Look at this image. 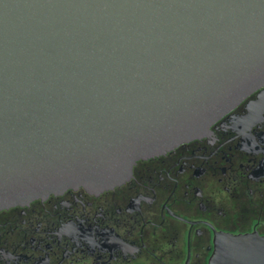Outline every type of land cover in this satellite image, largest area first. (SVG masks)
Here are the masks:
<instances>
[{"label":"water","instance_id":"1","mask_svg":"<svg viewBox=\"0 0 264 264\" xmlns=\"http://www.w3.org/2000/svg\"><path fill=\"white\" fill-rule=\"evenodd\" d=\"M263 85L264 0H0V210L120 186ZM208 264H264V237Z\"/></svg>","mask_w":264,"mask_h":264},{"label":"flooded vegetation","instance_id":"2","mask_svg":"<svg viewBox=\"0 0 264 264\" xmlns=\"http://www.w3.org/2000/svg\"><path fill=\"white\" fill-rule=\"evenodd\" d=\"M245 235L264 237V85L120 186L0 210V264H208Z\"/></svg>","mask_w":264,"mask_h":264}]
</instances>
